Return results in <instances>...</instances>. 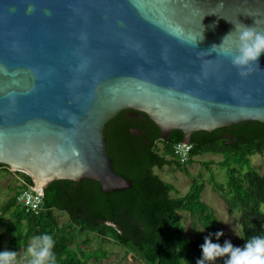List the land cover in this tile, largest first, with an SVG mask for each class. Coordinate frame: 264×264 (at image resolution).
Wrapping results in <instances>:
<instances>
[{
    "label": "water",
    "instance_id": "water-1",
    "mask_svg": "<svg viewBox=\"0 0 264 264\" xmlns=\"http://www.w3.org/2000/svg\"><path fill=\"white\" fill-rule=\"evenodd\" d=\"M244 26L264 32V0H0V164L34 189L59 180L133 188L116 173L106 125L147 114L170 140L264 124V53L246 77ZM203 51V52H201Z\"/></svg>",
    "mask_w": 264,
    "mask_h": 264
},
{
    "label": "trees",
    "instance_id": "trees-1",
    "mask_svg": "<svg viewBox=\"0 0 264 264\" xmlns=\"http://www.w3.org/2000/svg\"><path fill=\"white\" fill-rule=\"evenodd\" d=\"M105 137L116 173L131 180L133 188L105 193L98 182L88 179L55 181L45 189L43 210L33 214L17 201L24 189L34 187L32 177L23 173L14 195L0 206V250L19 254L33 236L47 232L56 241L57 264L100 263L108 255L102 247L92 251L80 245L77 249L72 247L79 236L95 235L100 243L113 242L126 255L146 264H197L203 260L201 245L205 241L186 235L181 213L197 218L211 243L223 247L227 242L217 235L221 233L218 219L202 200L205 180L203 176L192 177L190 191L173 196L179 191L155 169L175 167L191 176L189 169L195 158L207 154L222 157L217 165L225 173V184L217 181L211 168L213 160L203 162L202 166L229 211H241L243 246L248 238L264 235V175L252 163L253 156L264 154L263 123L242 122L193 133L187 163H181L174 154V146L184 141V133L175 130L170 140L163 139L160 128L143 112H122L106 125ZM0 170L11 172L4 164H0ZM57 213L65 214L68 222L61 224ZM6 217L10 221H5ZM6 236L9 239L4 246ZM83 242L91 244L89 239ZM228 259L224 255L204 264H226Z\"/></svg>",
    "mask_w": 264,
    "mask_h": 264
},
{
    "label": "rangeland",
    "instance_id": "rangeland-1",
    "mask_svg": "<svg viewBox=\"0 0 264 264\" xmlns=\"http://www.w3.org/2000/svg\"><path fill=\"white\" fill-rule=\"evenodd\" d=\"M214 161L211 168L213 173L216 175L217 181L222 184L226 183L225 173L221 171L217 165L219 161L222 160L221 156H213L211 154L198 156L195 158L194 164L190 167L191 176L187 175L183 171L178 170L173 167H164L163 169H155L156 174H158L166 182L172 183L179 194H173V196L186 195L190 191L192 184V177L203 176L206 183V189L202 194V200L206 203L210 210L214 212L218 219L219 227L221 230L222 238L227 242H230L234 247L243 248V242L241 239V222L242 214L241 211L230 212L227 203L223 199L219 192L213 190L212 185L209 183V173L202 166L203 162ZM253 167L262 175H264V154L255 155L252 157ZM3 172L0 170V206L4 204L12 195H14V188L21 184V174L25 173L22 171ZM16 172H19L16 174ZM59 217V222L61 224H66L68 222V217L63 213H57ZM181 219L185 226L186 235L192 239L200 237L205 241L207 238L209 241L211 239L206 234L205 230L202 228L197 218H192L189 213H181ZM5 221H10L9 217L5 218ZM9 237L4 238V246L8 241ZM91 240L90 245L84 244V240ZM28 245L21 249L20 253L17 254L18 264H27L26 250ZM80 245L81 248L86 250H95L102 247L107 252V257L104 258L100 263L91 261L90 264H143L141 260L136 259L133 255H126L124 249L113 242L100 243L95 235L86 236L82 235L77 238L76 244L72 245L74 249Z\"/></svg>",
    "mask_w": 264,
    "mask_h": 264
},
{
    "label": "clouds",
    "instance_id": "clouds-1",
    "mask_svg": "<svg viewBox=\"0 0 264 264\" xmlns=\"http://www.w3.org/2000/svg\"><path fill=\"white\" fill-rule=\"evenodd\" d=\"M225 38L220 45H214L213 49L219 50L221 55L231 56V63L240 69L241 77H246L253 71L250 65L255 64L256 68L259 67V57L261 53H264V32H258L254 27L244 26L239 32L238 55H232L231 49L224 47ZM55 243L54 236L47 232L33 236L26 250L27 264H57ZM201 250L203 260L198 261L197 264L214 261L224 255L229 256L226 264H264V235L248 238L243 248L234 247L230 242H226L221 247L205 238ZM0 264H18L17 253L9 249L0 250Z\"/></svg>",
    "mask_w": 264,
    "mask_h": 264
},
{
    "label": "built area",
    "instance_id": "built-area-1",
    "mask_svg": "<svg viewBox=\"0 0 264 264\" xmlns=\"http://www.w3.org/2000/svg\"><path fill=\"white\" fill-rule=\"evenodd\" d=\"M191 150V144L179 143L174 146V154L181 163H187L190 160ZM43 198L42 192L29 187L20 193L17 201L27 213L39 214L43 210Z\"/></svg>",
    "mask_w": 264,
    "mask_h": 264
}]
</instances>
